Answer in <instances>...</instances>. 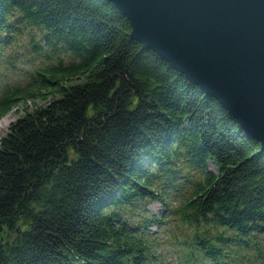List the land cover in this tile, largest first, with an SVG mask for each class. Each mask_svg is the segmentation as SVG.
Masks as SVG:
<instances>
[{
	"label": "trees",
	"instance_id": "trees-1",
	"mask_svg": "<svg viewBox=\"0 0 264 264\" xmlns=\"http://www.w3.org/2000/svg\"><path fill=\"white\" fill-rule=\"evenodd\" d=\"M24 28L49 65L0 95L42 102L0 136V264H150L177 195L185 262L264 264V150L223 106L109 0H0V43Z\"/></svg>",
	"mask_w": 264,
	"mask_h": 264
},
{
	"label": "water",
	"instance_id": "water-1",
	"mask_svg": "<svg viewBox=\"0 0 264 264\" xmlns=\"http://www.w3.org/2000/svg\"><path fill=\"white\" fill-rule=\"evenodd\" d=\"M128 35L214 98L264 150V0H109Z\"/></svg>",
	"mask_w": 264,
	"mask_h": 264
},
{
	"label": "rangeland",
	"instance_id": "rangeland-1",
	"mask_svg": "<svg viewBox=\"0 0 264 264\" xmlns=\"http://www.w3.org/2000/svg\"><path fill=\"white\" fill-rule=\"evenodd\" d=\"M38 31L34 28H24L9 32L8 38L0 43V95L5 91L22 88L27 85L36 70L44 69L49 65L46 49L38 41ZM33 103L42 104L38 100L28 101L24 105H17L0 117V136L6 132L7 124L30 110ZM208 168L213 165L208 162ZM180 195L169 201L170 206L164 208L157 201H149L144 208L146 215L160 218L159 223H152L147 227L149 238L154 245L152 253L154 260L150 264H188L182 258L181 252L188 250L183 241L187 239L190 228L178 220ZM140 213V208L136 210ZM196 264V263H194ZM235 264H249L236 261Z\"/></svg>",
	"mask_w": 264,
	"mask_h": 264
}]
</instances>
